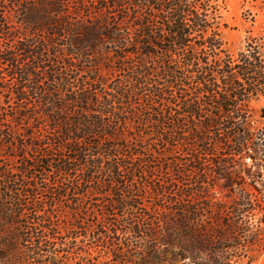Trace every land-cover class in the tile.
I'll list each match as a JSON object with an SVG mask.
<instances>
[{
  "label": "trees",
  "instance_id": "16d2710c",
  "mask_svg": "<svg viewBox=\"0 0 264 264\" xmlns=\"http://www.w3.org/2000/svg\"><path fill=\"white\" fill-rule=\"evenodd\" d=\"M1 1L0 149L57 176H42L50 198L26 207L29 223L19 199L28 188L0 172L5 223L26 231L24 248L8 251L36 264H93L91 248L77 244L92 229V248L108 245L106 264H242L264 234V126L249 106L264 96V27L233 59L205 38V11L184 0ZM191 29L214 67L195 55ZM91 56L115 59L123 78H84ZM133 100L144 118L133 120ZM155 161L159 171L140 176L147 187L161 174L152 186L161 199L153 220L140 222L132 178ZM9 199L18 204L7 208ZM91 213L95 224L84 228Z\"/></svg>",
  "mask_w": 264,
  "mask_h": 264
},
{
  "label": "rangeland",
  "instance_id": "374dc122",
  "mask_svg": "<svg viewBox=\"0 0 264 264\" xmlns=\"http://www.w3.org/2000/svg\"><path fill=\"white\" fill-rule=\"evenodd\" d=\"M188 2L190 8L189 11H193V8H196L201 12V10L205 11L207 16L208 25L212 27V29L207 33L205 38H214L217 40L218 44L221 45V50L223 52V57H231L235 59L237 55L245 50L247 45L248 38H258L261 36L264 27V0H200L196 2V0H184ZM0 6L2 5V1L0 0ZM15 21V19H12ZM192 30V29H191ZM191 44L196 48L195 55L204 60L207 58L208 63L211 67H214V62L210 57V49L203 48L201 45L203 44L202 36L198 33L191 31ZM5 43V41L3 40ZM262 44V42H259ZM264 53V51H263ZM176 60H180L179 54L175 56ZM264 59V58H263ZM115 59L111 58H102L98 63H95L96 60L91 56V60L88 61L85 65V74L84 78L95 76L98 79L108 78L114 80H120L123 78L122 73H116V70L119 69V64L114 61ZM128 62V61H127ZM239 83L245 85L247 83V79L243 78L240 74L238 75ZM134 111L136 112L137 117L133 120L144 118L143 112L140 109V103L138 101L133 100ZM252 114L253 120L257 121L258 125L264 126V96H259L258 98H254L251 100L249 104ZM137 126V131H142L138 126L137 121L133 124ZM149 131V129L147 130ZM13 148L2 147L0 149V172H7L10 176H13L15 179L21 180L18 183L19 189L21 191L26 190L28 188V193L19 197L21 200L22 207L21 209L24 211L25 217L24 222H31L32 215L27 211V206H31L35 202L42 204V207L46 206V202H48L50 195L47 193H43L41 191V183L40 180L44 175L49 181L57 180L56 174L52 175V168L46 167L43 164H37L36 168L33 169L31 166L34 163H23L22 160L16 157L15 152L12 150ZM186 152H182L181 149H178V156H180V160H184L187 156ZM223 153H220V155ZM28 159L31 158L29 154ZM26 158V160H27ZM27 166V170L20 174V169ZM137 165V164H136ZM159 166L157 161L150 163L148 165L143 166L142 169H135V177L132 178L133 185L137 184L139 188V192L137 196L139 200V208L135 211L134 217L140 222H144L145 220H153L155 214L154 210L156 209V205L158 201L161 199L156 198V195L153 191V185H159L161 182L160 176L161 174H156L152 184L147 185V187H142L143 179L140 176L141 172H147L149 170L159 171ZM160 173V172H159ZM34 179V180H33ZM131 180V178L129 179ZM195 180V179H192ZM0 183V188H1ZM56 184V183H55ZM33 186V187H32ZM52 191H56V187L50 186ZM217 193L221 192V187H216L214 189ZM12 197V195H11ZM56 200L57 198L54 197ZM220 198H223V195H220ZM109 200V198L105 197L100 199V202H105ZM15 201L12 199L7 200L6 206L7 208H11V206L17 205ZM65 206V203L61 204ZM57 210H60V204L57 202L56 206ZM100 215V213H98ZM8 220L2 216V212L0 211V254H5V257L0 255V264H36L34 259L26 258L20 260L10 251H8L9 246H13L17 249H23L24 244L23 240L26 238V231L22 228L23 225H14L10 226L5 223ZM116 220L114 217H110L107 219V222H103L102 225H105L109 221L113 222ZM96 216L92 213L85 218L83 221L86 226H92L95 224ZM106 226V225H105ZM80 238L77 239V244L79 248H91L90 257L94 260L93 264H106L108 262L106 248L108 245H104L103 247L92 248L94 237L96 236V231L92 229H88L86 232L80 231ZM86 234V235H85ZM28 236V235H27ZM261 241L252 247L251 251L248 253V256L242 260V264H263L264 262V234L261 236ZM122 243L114 245L118 250L124 249L126 242L121 241ZM93 245V246H92ZM7 247V248H6ZM61 264H83L78 258H62L60 260Z\"/></svg>",
  "mask_w": 264,
  "mask_h": 264
}]
</instances>
